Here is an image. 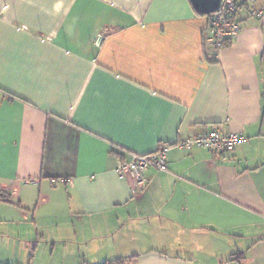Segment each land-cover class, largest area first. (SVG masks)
Returning <instances> with one entry per match:
<instances>
[{
	"label": "crops",
	"instance_id": "crops-1",
	"mask_svg": "<svg viewBox=\"0 0 264 264\" xmlns=\"http://www.w3.org/2000/svg\"><path fill=\"white\" fill-rule=\"evenodd\" d=\"M226 47L190 0H0V264H264V0ZM172 149L132 196L118 160Z\"/></svg>",
	"mask_w": 264,
	"mask_h": 264
},
{
	"label": "built area",
	"instance_id": "built-area-1",
	"mask_svg": "<svg viewBox=\"0 0 264 264\" xmlns=\"http://www.w3.org/2000/svg\"><path fill=\"white\" fill-rule=\"evenodd\" d=\"M255 2L256 0H222L218 12L211 14L208 19L211 41L216 49L223 48L225 42L232 40L239 33L241 27L237 14L241 7H245L251 17L261 18L263 12L254 7ZM245 141L240 134H225L214 129L191 139L179 140L173 145L162 144L150 154H132L127 162L118 160L115 174L128 182L132 196H139L146 189L145 174L149 169L167 171V157L172 149L190 151L199 148L214 156H221Z\"/></svg>",
	"mask_w": 264,
	"mask_h": 264
},
{
	"label": "water",
	"instance_id": "water-1",
	"mask_svg": "<svg viewBox=\"0 0 264 264\" xmlns=\"http://www.w3.org/2000/svg\"><path fill=\"white\" fill-rule=\"evenodd\" d=\"M196 13L209 16L218 12L222 0H190Z\"/></svg>",
	"mask_w": 264,
	"mask_h": 264
},
{
	"label": "trees",
	"instance_id": "trees-1",
	"mask_svg": "<svg viewBox=\"0 0 264 264\" xmlns=\"http://www.w3.org/2000/svg\"><path fill=\"white\" fill-rule=\"evenodd\" d=\"M238 15V14H237ZM239 20V19H238ZM240 23V21H239ZM231 41V40H229ZM229 41L225 42L224 43V47H226L229 43ZM155 152V151H154ZM153 153V152H152ZM150 154V153H149ZM0 202H3V203H10V197L7 193H4V192H0Z\"/></svg>",
	"mask_w": 264,
	"mask_h": 264
}]
</instances>
